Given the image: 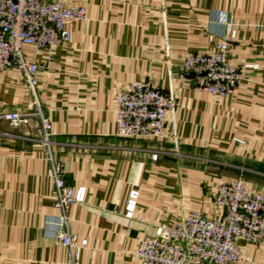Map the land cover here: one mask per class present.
Masks as SVG:
<instances>
[{
	"label": "crops",
	"instance_id": "1",
	"mask_svg": "<svg viewBox=\"0 0 264 264\" xmlns=\"http://www.w3.org/2000/svg\"><path fill=\"white\" fill-rule=\"evenodd\" d=\"M66 3L88 17L69 26L70 43L55 47L52 61L32 46L22 51L38 67L35 93L54 134L51 153L65 166L67 186L85 188V200L65 212L54 207L38 119L19 130L3 124L16 137L0 136V264H68L57 238L64 214L87 242L79 264H142L135 248L159 226L222 214L213 204L221 183L242 179L264 196V0ZM229 25L237 34L228 60L242 80L225 98L197 92L185 60L214 53ZM137 80L177 99L161 138L115 136L116 97ZM31 102L21 72L0 70V114ZM239 245L247 264H264V245Z\"/></svg>",
	"mask_w": 264,
	"mask_h": 264
},
{
	"label": "built area",
	"instance_id": "2",
	"mask_svg": "<svg viewBox=\"0 0 264 264\" xmlns=\"http://www.w3.org/2000/svg\"><path fill=\"white\" fill-rule=\"evenodd\" d=\"M87 19L85 7L70 6L66 0H0V70L13 68L21 72L32 94L26 110L0 114V136L16 137L1 130L3 124L19 130L32 119L39 120L40 141L49 151L48 176L55 185L54 207L62 212L82 204L86 190L67 186L65 166L51 153L54 134L35 93L38 67L28 62L22 49L32 46L45 52L52 61L53 49L71 41L69 26ZM236 34L235 27L229 25L214 53L187 56L183 70L194 90L219 98L235 92L242 80L241 71L229 62L228 55ZM115 105L116 137L161 138L167 114L177 107V99L150 81L137 80L117 95ZM138 197V192L130 194L127 216L134 214ZM213 204L221 215L195 213L176 224L159 226L155 236L138 243L134 256L142 264H247L249 260L243 256L239 244L264 245V196L250 192L242 179H233L221 183ZM57 227L58 241L69 251L68 264H79L87 242L70 232L65 214L59 218Z\"/></svg>",
	"mask_w": 264,
	"mask_h": 264
}]
</instances>
